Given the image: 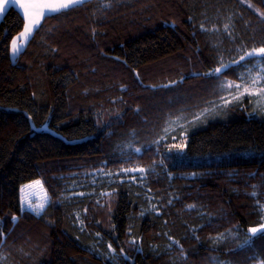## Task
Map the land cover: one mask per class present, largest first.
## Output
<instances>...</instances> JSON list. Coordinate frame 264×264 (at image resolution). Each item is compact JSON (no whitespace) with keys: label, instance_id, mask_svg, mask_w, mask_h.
<instances>
[{"label":"trees","instance_id":"16d2710c","mask_svg":"<svg viewBox=\"0 0 264 264\" xmlns=\"http://www.w3.org/2000/svg\"><path fill=\"white\" fill-rule=\"evenodd\" d=\"M251 2L264 10L261 0ZM100 3L92 0L43 20L15 60L10 42L24 21L14 7L0 21V217L8 234L0 246V264H112L105 258L109 242L117 253L124 247L132 257L120 256L116 264H253L248 257L264 250V239L257 237L254 249L238 250L239 241L227 234L238 225L242 239L243 230L258 220L256 200L264 203V119L247 116L246 107L229 108L223 118L220 114L190 128L187 157L168 165L172 178L157 169L159 175H150L145 187L91 174L101 168L106 173L121 166L148 167L159 160L153 149L125 162L117 158L118 146L146 144L162 134L169 113L188 109L185 115H190L223 95L214 81L193 73L213 66L214 45L229 57L225 17L232 15V31L248 47L264 41V24L239 0H111L112 8L98 11ZM201 22L206 28L216 22L221 31L215 36L204 32L198 28ZM181 75L185 79L177 85L150 87ZM225 75L237 79L235 72ZM249 148L255 154L249 155ZM233 150L239 155L231 161L209 158V153ZM191 172L205 174L181 177ZM37 179L52 201L42 217L20 212V185ZM112 188L117 196L101 195ZM146 196L157 207L163 203L159 214L139 215L141 205L149 207ZM13 213L19 217L15 225ZM201 213L206 215L201 218ZM129 226L142 238V252L130 250ZM218 233L224 239L214 243ZM168 237L179 240L183 252L178 245L169 247Z\"/></svg>","mask_w":264,"mask_h":264},{"label":"snow or ice","instance_id":"6c2138e0","mask_svg":"<svg viewBox=\"0 0 264 264\" xmlns=\"http://www.w3.org/2000/svg\"><path fill=\"white\" fill-rule=\"evenodd\" d=\"M92 0H0V16L6 14L11 7H14L18 10V13L22 16L24 21L22 30L17 34V36L12 37L10 42V51L11 56L16 57L17 55L23 54V51L26 50L25 46L31 39H34L35 32H38L42 27L41 21L47 20L53 16L67 15L69 12L75 11L77 9L85 7L87 4H91ZM261 3H264V0H261ZM241 7H246L251 10L254 14H258V19L262 24H264V10L257 7L251 2V0H239ZM113 7L111 0H101V3L97 6V10H105ZM240 18H243V13H240ZM189 21L192 20V17L188 18ZM232 15L225 17V22L222 24L223 33L226 35L228 41L232 45L231 48L227 49L229 52V57L226 58L224 52L219 50L218 46L214 45V50L216 52L215 56L210 60V63L214 61L213 66L208 67L207 71H197L193 73L194 76L203 77L206 81H214V89L218 93H223V95H216V99L211 101H205L207 105L203 108H197V110L192 111L190 115H185V112L189 111L188 109H179V115H174L172 113L168 114V118L164 121L162 127V134L158 133L156 138L146 144H142L137 147L133 141H128L122 147H119L118 159H122L125 162L132 161L133 158L137 155H142L144 152H148L154 149V155L159 156V160H153L151 165L148 167L140 166L137 164L135 167H119L116 169V172H103V169L93 170L94 177L100 176L106 177L110 183H116L119 185L123 184H133L135 182L140 186H147L149 176L157 177L159 175L157 169H163L165 175L168 178H172L173 173L168 170V165L176 158L187 157V152L185 151L188 147V131L190 128L196 127L201 124L208 122L210 118H214L224 112L229 108L240 107L244 108L243 100L245 95L249 99L253 97H259L260 99L253 106V111L249 115L257 114L264 116V41L259 42V46H256L255 42L253 46L248 47L244 42L243 38L234 35L232 31V25L230 23ZM175 25V21L172 22ZM195 27V26H194ZM198 28L204 32H208L211 35L215 36L221 31V27L218 26L216 22L211 23L210 28L205 27V22H201L198 25ZM95 34V29L92 30ZM264 32V28L261 29ZM195 35V31L193 33ZM254 41V37L250 38ZM197 48V52H199ZM235 53V55H232ZM249 61H254L255 63L249 64ZM243 62V63H242ZM126 63V62H125ZM243 68L244 71H238V69ZM255 69V71H254ZM227 72H235L237 79L229 80L225 75ZM138 82L143 86V82L139 81V73H136ZM185 79L183 75L179 77V80L173 79L169 80L165 85H151L150 87L155 89L157 87L168 88L169 86L177 85L179 82H182ZM125 86L121 85L123 89ZM216 94V93H214ZM35 96V93H33ZM120 102H123L122 100ZM247 111V109H244ZM29 123L31 125V113H26ZM119 117H117L118 119ZM99 123V121H97ZM174 125V127H172ZM34 129V125H31ZM109 124H106L105 127H109ZM173 133H177L173 135ZM134 134V133H133ZM169 140L172 142L169 143ZM163 149V151H161ZM249 155L255 154V150L249 148L247 150ZM260 154L264 157V149L260 150ZM215 155L216 159L221 161H231L236 159L239 155L237 150L231 152H221V153H209V158ZM105 165L107 161L103 162ZM139 174V179L137 175ZM205 173L191 172L186 174H181L182 178H187L188 176L196 177L203 175ZM237 173H229V175H236ZM251 175V174H250ZM117 177L116 180H113V177ZM34 185H39L43 189V184L41 180H31L28 183L21 184L19 187L20 192V212L24 213L26 210H30L35 215L42 217L46 214L47 209L46 205L52 203L50 197L47 196V190L45 189V197L36 203L26 195V189L32 188ZM151 188H147V192L151 193ZM119 193L116 188H112L111 191L106 193H101L102 196L106 197H115ZM63 195V194H61ZM80 196H84V193H79ZM255 196V193H253ZM146 199L149 203V207L145 209L141 205V210L139 215L143 217L146 212L152 214H159L161 209L164 207L161 202V207H157L155 203H152V197L146 196ZM168 205H172L173 200L169 199L167 201ZM257 209L256 215L258 217L257 222L249 224L243 231L244 236L241 239L239 232L241 229L239 226H235L234 229H229L227 234L233 238L234 241H239L237 244L238 250L243 249H254V241L257 237L264 239V203L260 202L259 199L256 200L254 205ZM188 209H192L194 205H186ZM85 211H87L85 209ZM109 218H111V210L109 209ZM79 213H76V219L81 225V230H83L84 221L79 219ZM204 213H201V218L204 217ZM19 217L13 213L11 215V221L13 225L17 222ZM167 222L165 221V224ZM109 227L114 231L115 224H110ZM11 231V230H10ZM197 231L196 227L191 228L193 233V238L195 237V232ZM10 234V233H9ZM7 235L3 231V217H0V246L6 244ZM97 237H100V233L95 234ZM127 235L130 236L128 244L131 245L130 250L136 252H142V244L139 243L138 238L133 234V229L131 226L127 229ZM166 235V234H165ZM225 234L218 233L214 238V243L224 239ZM118 239V237H116ZM171 247L173 244L180 247V251L183 252V246L180 245V241L176 240L174 237H168ZM107 248L110 250L105 254L106 259H110L112 264H116V261L120 256H123L124 259H132L125 252L124 247H120L119 253H117L116 248L113 247L112 243L107 244ZM2 259V257H0ZM253 264H264V250L262 251H253L252 255L248 257ZM226 264V262H224Z\"/></svg>","mask_w":264,"mask_h":264},{"label":"rangeland","instance_id":"374dc122","mask_svg":"<svg viewBox=\"0 0 264 264\" xmlns=\"http://www.w3.org/2000/svg\"><path fill=\"white\" fill-rule=\"evenodd\" d=\"M259 99H260L259 97H253V98L249 99V97L247 95H245L244 100H243V105L247 109V111H245V114H247V116H250L249 113H251L253 111V106L255 105V103ZM239 109H241V108L239 107ZM232 111H234V110H232ZM224 113H222L220 115V118L224 117ZM235 113L240 114L239 111H235ZM230 115L232 116L231 113H230ZM253 115H255L256 117L264 119V116L257 115V114H253ZM253 115H251V116H253ZM44 190H45L44 186L42 189L39 185H34L32 188L26 189V195H28V197L33 201V203H36L38 201H41L45 197V191ZM28 211H30V210H28Z\"/></svg>","mask_w":264,"mask_h":264},{"label":"crops","instance_id":"0c3cea01","mask_svg":"<svg viewBox=\"0 0 264 264\" xmlns=\"http://www.w3.org/2000/svg\"><path fill=\"white\" fill-rule=\"evenodd\" d=\"M3 16H4V15L0 16V21H1V19L3 18ZM42 21H43V20H42ZM42 21H41V23H42ZM27 44H28V43H27ZM27 44H26V46H27ZM26 46H25V48H26ZM17 56H18V55H17ZM17 56H16V57H12V56H11V57H12L13 60H15V59L17 58Z\"/></svg>","mask_w":264,"mask_h":264}]
</instances>
